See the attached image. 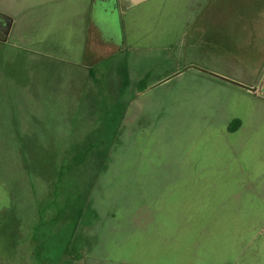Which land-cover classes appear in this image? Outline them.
Segmentation results:
<instances>
[{"label": "rangeland", "instance_id": "374dc122", "mask_svg": "<svg viewBox=\"0 0 264 264\" xmlns=\"http://www.w3.org/2000/svg\"><path fill=\"white\" fill-rule=\"evenodd\" d=\"M99 1L0 0V264H264V42Z\"/></svg>", "mask_w": 264, "mask_h": 264}, {"label": "flooded vegetation", "instance_id": "af4514ba", "mask_svg": "<svg viewBox=\"0 0 264 264\" xmlns=\"http://www.w3.org/2000/svg\"><path fill=\"white\" fill-rule=\"evenodd\" d=\"M198 2V11L193 14L191 25L187 28V31L191 30L194 33L187 32V36L189 34L193 38H196L197 35L199 36L200 33L195 32V30L200 31L202 29L205 20L209 19V16L207 17L206 15L210 14V16L218 19H225L227 23L231 24L229 32L234 36H240V40L245 41L240 45L243 47V50L249 49L254 52L255 56H262L261 49L264 42V0H199ZM219 32L222 33V30L219 29ZM93 36L97 39L96 35ZM247 39L250 42L249 47L246 43ZM97 42L100 44V50L102 51L105 45L100 41ZM110 48L114 50V47ZM262 62L264 63V57Z\"/></svg>", "mask_w": 264, "mask_h": 264}, {"label": "crops", "instance_id": "0c3cea01", "mask_svg": "<svg viewBox=\"0 0 264 264\" xmlns=\"http://www.w3.org/2000/svg\"><path fill=\"white\" fill-rule=\"evenodd\" d=\"M119 2H120V0H117V1H115L114 2V0H100L99 1V9L100 10H102V11H110V12H112V11H115V10H117V11H119V6H118V4H119ZM93 33H95V32H93ZM98 38V37H97ZM120 49H118V48H114V50H112L111 52H117V51H119ZM160 79H157L156 80V82L157 81H159ZM222 81V80H221ZM224 82V81H223ZM226 83H228V82H226ZM143 90V89H142ZM127 103V102H126ZM123 116H124V113H120L119 115H118V119H117V125H116V127L114 126V138L116 137H118V133H122L123 131V129H121L119 126H121L122 124H124L125 125V123H124V120H123ZM125 132V131H124ZM115 138V139H116Z\"/></svg>", "mask_w": 264, "mask_h": 264}, {"label": "water", "instance_id": "95a60500", "mask_svg": "<svg viewBox=\"0 0 264 264\" xmlns=\"http://www.w3.org/2000/svg\"><path fill=\"white\" fill-rule=\"evenodd\" d=\"M145 1H147V0H120V2L122 3V5L125 8L136 6V5L141 4V3L145 2ZM209 75H211V74H209ZM211 76H213V77H215V78H217L219 80H222L224 82H229V83H231L233 85L240 86L239 84H237L235 82H232V81H230V80H228L226 78H222V77L217 76V75H211ZM263 89H264V78H263L262 82L260 83L257 91H256V88L255 89H247V90L251 91V92H255L256 91L257 93L262 94L263 93Z\"/></svg>", "mask_w": 264, "mask_h": 264}, {"label": "trees", "instance_id": "16d2710c", "mask_svg": "<svg viewBox=\"0 0 264 264\" xmlns=\"http://www.w3.org/2000/svg\"><path fill=\"white\" fill-rule=\"evenodd\" d=\"M9 23H10V22H9ZM87 44H88V42H87ZM87 47H88V45H87ZM87 47H86V50H85L84 57H86L87 52H88V48H87ZM232 124H234L236 127L239 126V120H235V121H233ZM232 124L229 125V129H230L231 131H232V128H230V126H231Z\"/></svg>", "mask_w": 264, "mask_h": 264}]
</instances>
